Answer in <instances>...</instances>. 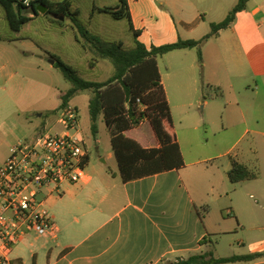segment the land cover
Masks as SVG:
<instances>
[{
  "label": "crops",
  "instance_id": "1",
  "mask_svg": "<svg viewBox=\"0 0 264 264\" xmlns=\"http://www.w3.org/2000/svg\"><path fill=\"white\" fill-rule=\"evenodd\" d=\"M238 2L128 0L134 28L141 32L138 41L148 50L180 39H203L209 34L211 25L225 20ZM73 37L83 46L75 30ZM214 38L218 40L215 52L222 57L219 62L209 66L203 54L201 66L197 49L178 50L161 57L168 59L164 72L159 62L158 67L171 107L172 127L174 109L190 114L195 106L194 99L203 95L205 86L228 87L234 91L232 75L243 80L255 79V91L252 97L246 98L247 108L236 100L228 103L232 109L226 111L225 131L253 133L258 139L251 144V156L244 150H236L240 140L223 156L229 158L223 163V196L217 192V181H212L210 189L213 196L223 197L222 219L214 222L209 217V194L197 188L206 170L214 167L207 165V161L193 162L198 168L192 172L196 179L189 180V185L183 176L185 166L128 183L113 173H100L96 177L85 173V181L65 183L60 192L47 196L46 207L51 198L57 205L52 218L57 228L56 236L35 235L36 243L29 245H38L39 250L28 256L15 254L17 245L11 254L12 261L21 259L24 264H176L199 255H206L208 259H228L262 254L250 262L227 264H264V0H250L246 10L237 14L232 26ZM17 41L21 40H8ZM222 64L229 76L227 81L223 78V83L219 80ZM6 69L7 66H1L0 72ZM12 78L13 75L9 76V81ZM2 89L14 103V94L4 86ZM195 102L200 103L199 100ZM40 129L41 126L36 128L37 136ZM175 133L181 148L179 135ZM9 154L5 153L0 167ZM89 162L90 158L87 166ZM234 162L250 171L255 169L253 173L257 177L232 183L229 172ZM224 238H230L226 244L229 254L216 256L212 250L217 251V244L221 245Z\"/></svg>",
  "mask_w": 264,
  "mask_h": 264
},
{
  "label": "rangeland",
  "instance_id": "2",
  "mask_svg": "<svg viewBox=\"0 0 264 264\" xmlns=\"http://www.w3.org/2000/svg\"><path fill=\"white\" fill-rule=\"evenodd\" d=\"M93 3L99 6L115 5L118 0H78L77 4L82 10V24L107 43L122 40L125 41L127 50L133 48L134 37L128 30L127 21L114 20L107 14H96L90 18ZM50 19H52L51 16L40 13L36 21L26 24L19 32H13L0 8V39H2L0 67H8L0 72V161L6 152L10 153L9 156L11 155V149L19 141L35 138L37 127L41 126L40 134L62 132V126L58 123L59 112L57 114L55 112L62 105V96L71 89L72 85L65 79L61 70L52 65L53 59L50 58V55H55L77 69L79 76L87 81L104 83L115 73L114 66L109 61L100 60L95 63L93 68L91 67L90 64L95 55L93 51L84 49L82 45L74 41L73 22L70 18H65L64 21L59 19L63 25L56 21L51 23ZM12 39L21 41L8 42ZM216 43H218L217 38H212L202 44V53L209 66L212 62L222 60L220 54L215 52ZM209 52L210 57H208ZM158 62L160 69L164 72L168 59L160 58ZM220 67L219 80L223 83V78L227 81L229 76L225 73L223 64ZM202 73L201 70L200 74L203 75ZM11 75L13 78L9 81ZM230 80L231 84L233 83L235 86L234 91L228 87L205 86L203 95H198L194 99L195 106L191 108L190 114L187 115L183 109H174L173 131L178 133L181 142L185 162L183 170L185 182L188 183L189 180L196 179L192 176V172L198 166L193 165V162L202 160L207 161L209 166L214 165L213 168L210 167L206 170V175L200 178L201 186L197 185V188L203 193L209 194L207 207L209 217L214 222L222 219L223 197L213 196L210 189L212 181H217L219 185L221 182V186L217 185V192L223 196V163L229 159L228 156L224 158L223 156L238 140L240 142L236 150L250 153L251 144L258 139L253 133L244 135L243 132L236 133L233 130L228 132L224 129L226 111L232 109L228 103L238 100L242 107L247 108L246 98L247 96L252 97V93L255 91V79L252 77L243 80L232 75ZM245 85H249V87H245ZM3 86L14 94L15 105L6 97V90L2 89ZM91 95L90 91L82 92L70 103L71 106L78 109L81 128L85 134L89 152L90 162L85 173L92 177H96L100 173L103 175L106 173L118 174V164L112 150L111 134L102 117L97 122L98 134L93 136L91 133L89 114ZM197 100L200 103H196ZM206 101L207 105H205ZM128 136L145 146L148 144L154 146L155 144L149 124L131 131ZM249 155L251 156V153ZM251 172L256 171L252 169ZM236 199L239 202L237 197ZM55 206L57 205L54 204L53 198L49 199L47 210L52 218L56 210ZM31 235L19 244L15 254L28 256L30 252L39 250L38 245H29V243H34L36 238L34 234ZM227 239L230 238H224L221 245L216 243L217 251L212 250L216 256L217 254L220 256L229 254V249L226 247Z\"/></svg>",
  "mask_w": 264,
  "mask_h": 264
},
{
  "label": "trees",
  "instance_id": "3",
  "mask_svg": "<svg viewBox=\"0 0 264 264\" xmlns=\"http://www.w3.org/2000/svg\"><path fill=\"white\" fill-rule=\"evenodd\" d=\"M29 1L30 6H26L21 0H0V8L11 31H21L26 24L40 16L39 13H32V10L39 6L47 8L46 15L51 16L53 21L60 25H63L58 19L60 16L72 20L77 40L83 44L84 49H90L95 55L90 64L92 68L95 63L105 60L111 62L115 69L114 75L107 82L87 81L79 76L77 69L55 55H50L55 61V66L72 85L62 96V105L55 113L69 106L72 99L80 93L85 91L92 93L89 101L91 133L93 136L98 134L97 122L102 117L111 134L112 150L118 164V174L113 175L119 176L124 183L183 168L185 162L176 133L173 131L171 107L162 84L158 59L174 51L197 49L199 63L203 66L202 44L218 36L220 32L228 30L237 14L246 10L250 0H239L224 21L211 25V32L203 39L198 41L180 39L173 44L153 46L150 50L138 41L141 32L134 28L128 0H118L115 5L105 6L93 3L91 15L94 17L96 14H107L117 21L126 20L135 43L130 50L125 48V41L107 43L84 26L81 22L82 10L77 4L78 0ZM144 123L150 126L155 147L150 148L149 144L145 146L128 136V133L140 128ZM256 177L255 173L237 162L233 163L229 172V179L234 184ZM262 256L258 254L208 259L206 255H199L176 264L250 262ZM12 264L24 263L21 259H16Z\"/></svg>",
  "mask_w": 264,
  "mask_h": 264
},
{
  "label": "built area",
  "instance_id": "4",
  "mask_svg": "<svg viewBox=\"0 0 264 264\" xmlns=\"http://www.w3.org/2000/svg\"><path fill=\"white\" fill-rule=\"evenodd\" d=\"M21 1L30 6L29 0ZM58 115L61 133L19 141L0 167V264H12L13 249L31 234L55 237L48 194L86 180L89 152L79 112L69 105Z\"/></svg>",
  "mask_w": 264,
  "mask_h": 264
},
{
  "label": "water",
  "instance_id": "5",
  "mask_svg": "<svg viewBox=\"0 0 264 264\" xmlns=\"http://www.w3.org/2000/svg\"><path fill=\"white\" fill-rule=\"evenodd\" d=\"M33 12L32 13H41V14H46L47 13V11H48V9L47 8H44V7H41V6H39V7H37V9H34V10H32ZM58 19H60V20H62V21H64L65 20V17L64 16H60V17H58ZM52 64L54 65L55 64V62L53 61L52 62Z\"/></svg>",
  "mask_w": 264,
  "mask_h": 264
}]
</instances>
